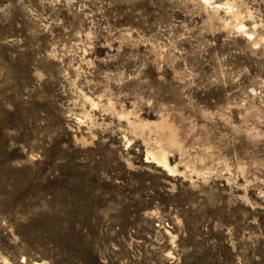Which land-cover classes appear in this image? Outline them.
Segmentation results:
<instances>
[{"label": "rangeland", "instance_id": "374dc122", "mask_svg": "<svg viewBox=\"0 0 264 264\" xmlns=\"http://www.w3.org/2000/svg\"><path fill=\"white\" fill-rule=\"evenodd\" d=\"M0 264H264V0H0Z\"/></svg>", "mask_w": 264, "mask_h": 264}]
</instances>
